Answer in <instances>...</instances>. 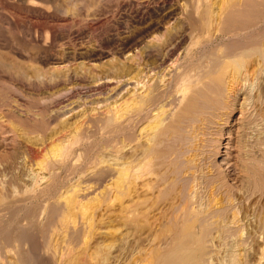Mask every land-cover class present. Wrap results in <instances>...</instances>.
<instances>
[{
  "label": "rangeland",
  "instance_id": "374dc122",
  "mask_svg": "<svg viewBox=\"0 0 264 264\" xmlns=\"http://www.w3.org/2000/svg\"><path fill=\"white\" fill-rule=\"evenodd\" d=\"M156 1L162 2L163 0H0V215H3V218L2 216L0 217V257L6 256L7 258L4 257L6 258V260L10 258V264H14V261L17 258V255H15L17 253H15L14 251L16 247L15 244H17L16 237L22 236L23 240L25 241L23 242L25 244H23V249L21 251L23 257L25 258L24 264H62V262L64 264H154L152 262L153 260L150 252L152 253L151 249H153V244H155V246L156 244L162 245L161 240H159V237L161 236L160 228L158 230L156 228H152V230L150 228L147 229L145 224V227L142 224V228L141 226H139V229L136 227V230L135 226L131 227L127 225L128 228L125 227L118 216V207L120 206V201L118 202V200L121 199V196L119 193L118 198L120 199L115 196V192H118L115 186L118 183L117 181L120 180L119 177L117 175L116 176L118 178L112 175H109V177L108 175H102L104 178L106 176V179L100 177V175L95 177L98 172L95 173V176H93L92 174H94V172L96 171L92 173V168L95 167V170H100V166H104L106 164L112 165L113 163H117L118 161H120L119 156L129 155V152L127 150L126 151L128 153L126 151L122 152L120 149L122 145L126 143V140L128 142V134L130 133L126 131L127 133L125 132V134H121V132L123 131L118 130L117 132V129L114 128L113 134V128L106 127L103 124L104 117L111 113H114L111 111L117 110V108H119V103L122 102L123 99H125V97H127L132 92L131 85H129L127 88L125 87L124 89H122L123 92L121 91L120 87L118 88V86H116L118 84L117 80H119L117 78V73L119 75L122 73V71L119 70V73L117 71L115 72L114 69L116 68L115 70H117L119 66L121 68L122 65L126 64V59L128 57H131L128 58L129 61L124 66V69L126 68L125 71H128L130 73L129 75H132L136 64L135 61L133 62V60L136 59V56L134 54L135 51L137 52L136 44L138 41L140 42V39L141 41H143L142 44H144V41H146L145 39H149L147 38L149 31L142 32V30L148 25L147 23H151V20L155 19V21H162L161 19L162 17L164 18V13L171 11L172 13L174 12L171 17H173L175 20L173 18H170L171 25H169H177L178 27L182 25L183 16L179 13V6L185 4L188 0H168L169 3H167L166 5V11H158L155 6ZM168 5L169 7H167ZM175 12L177 14H175ZM248 16L252 20H256L257 18L261 17L260 12L255 8L251 9ZM177 18L179 19L176 20ZM178 22L181 24L180 26ZM143 24L145 25V27ZM177 26L176 29H178ZM145 33L146 36H144ZM135 35L140 36L136 37ZM124 37L128 38L125 39ZM143 38L144 40H142ZM122 39L123 41L125 40V42H127H123ZM132 40H136L137 42H133ZM193 41H195V39ZM193 41L191 40L192 45L191 43L187 45L185 44L186 47L184 51L187 56L185 55L182 60H185L183 63L185 64V68L188 69L195 66V61L199 57L198 54L201 55L203 52L207 54L215 50L214 44L206 43L203 48L206 50L204 51L200 49V53H197L196 57L194 58L192 55L197 52L198 48L196 44V47L193 46ZM121 42H123L124 44ZM232 42L233 41L224 40V45L227 44V46H230ZM133 43L135 44L133 45ZM124 45L126 47H131L127 51L128 53H125V55L123 54L121 56L119 53H121V49L123 50V47H125ZM187 46H190V49ZM191 46L193 48H191ZM133 47H136L134 48L135 50L133 49ZM118 48L120 52L118 51ZM187 50H189V52ZM103 52L109 53V55L105 53L103 54ZM114 53H118L117 56L120 55L119 57H117V59L120 58L119 60H122L121 62L115 60L116 58H114V56L116 57V54L114 55ZM126 55L128 56L124 58V56ZM99 57H103V59H100ZM186 57L188 58L185 59ZM191 61H194V63H192ZM112 63L117 64L113 65ZM262 64L263 66L261 65L258 72L256 73L259 76H255V78L258 76V78H256L257 80H254V78L252 80L254 82L250 81L252 82V84H249L247 86L246 93L249 92L247 93L248 97H252V107L250 106V109L248 110L249 112L247 113V117L244 122L245 127L240 124L242 123V116L240 114V111H233L230 117V122L228 124H225L227 127H224V125H222L223 134L221 135V147H219V152L217 155L211 157L210 160L212 161H209V163L212 162L210 163V167L211 165H213L211 167L212 169L210 168L211 171L209 172L213 173L210 174L208 172L209 176H207L206 174L204 175L205 178L209 177L206 178L208 180L207 182L215 183L216 185L221 182V186L223 185L222 188L219 184V192L215 194L216 197H220L217 198V200H224L225 205L227 203V199H232V203L233 201L236 202H234L235 205H232L233 207L231 209H229V207L227 210L225 209L226 212H228L229 210L228 214L225 212V215L231 216V214L235 212V217L241 219V216H243L242 213H244L245 216L243 217H249L247 218L249 223L251 220L254 221H251L249 225L246 224L247 228H245L246 226L244 225L245 230L243 229L244 231L242 230L239 234L240 236H242L237 237L240 238V240L241 238L242 240L244 237L246 238H244L243 241L241 240L242 245H240V249L242 248L241 252L245 253H241V255L243 254L242 256L240 255L241 257L237 256L238 258L234 260V262L232 259L233 264H236L237 262L235 261H238L239 258H242L241 260H239V263H241V261L243 263L244 259H246V263L247 261L250 263H253L254 261V264L257 263L259 256L258 252L262 245V240H258L260 238L258 236H260V234L264 235V60ZM110 65L113 67L110 68ZM126 66L132 67L129 68ZM105 73L106 75L108 74V76L110 75V79L108 78V76L105 77ZM96 77L99 79V81H101L99 82L98 80H96ZM109 80H112L113 83H111L112 81L109 82ZM94 82L98 84L96 85ZM113 84L115 85V87ZM111 87L115 89H112ZM129 90L130 93H127L129 92ZM102 107L104 110H110V113L107 112V110L104 111ZM112 107L115 108L112 109ZM96 110L98 113L96 112ZM96 114L97 116L99 114V117H97ZM239 125H241L242 127ZM103 130L105 132L107 130V133H105ZM110 132L112 133V135ZM80 133L83 135L80 136ZM116 134L117 136H114ZM126 134L127 136H125ZM118 135L120 138L118 137ZM78 136L81 137L80 141L84 142H76ZM122 139L126 140L124 141ZM121 140L122 142L124 141L123 144ZM188 140L190 141L188 142ZM192 140L191 138L188 139L187 137L182 141V148L184 147V150H181V158H178V160L181 159L179 161L180 163H178L180 164V167H184V170L186 167V170L184 171L182 169V172L189 171V166H191L192 164L197 165V167L192 165L194 168L191 167L190 172H188L192 173L196 171L194 172L195 174H191L194 175V177L190 176L189 174L192 179L194 178L193 180H189L190 177L188 175L187 176L189 177V179L186 175H183L184 177L182 176V180L180 179L181 182L183 181V183L181 184L180 182V184L183 185L182 187H184V193L185 191H187V188L190 187L189 184L191 182L189 183V181H192L193 185L197 182V179H202L201 183L205 179L202 178L201 175H198V159L201 158L202 154L199 147H196V141L194 139ZM186 143L191 144L189 145ZM118 144L120 145L118 146ZM193 145H196L195 149ZM189 147H193L194 150L192 148L188 149ZM197 149L200 153L197 151ZM119 150L121 151V153H118ZM63 151L64 153L66 151L65 156L67 158L60 157ZM194 151L195 154H198L197 157L196 155H194ZM69 153H71V155H69ZM199 154L201 156H199ZM187 155H190V158L194 156V160L190 161ZM68 158L69 160H67ZM98 158L102 161H100ZM60 159L66 160L60 161ZM196 159L198 160L196 161L197 163L194 162ZM109 160L112 162L110 163ZM201 160L204 161L202 158ZM201 160L200 163L202 162ZM66 161L69 162V165L66 164ZM70 161H72L73 164ZM186 161H188L189 164ZM57 162H60V164H58ZM64 164H66V166ZM202 164H204V162H202ZM202 164L200 166H202ZM180 175L182 174H179V176ZM99 177L103 180H99ZM69 179L72 180L70 181ZM89 179L91 181H89ZM205 180L204 182H206ZM108 181L110 182L108 183ZM84 184H86V186ZM90 185V190L92 191L89 190V195L85 193L81 197L77 198L79 199V201L77 202L81 203V205L79 204L78 206V203L75 205L76 201L74 202V200L73 203L71 202V198H74L73 196L77 193L78 190H80L84 186L88 187ZM95 185H97L99 188L97 186L95 187ZM201 185L203 187L204 183H202ZM65 186L67 190L69 188L71 189L72 187L76 188V193L75 191L72 192V190L65 191ZM120 187L121 185L118 186V188ZM192 187L193 186L190 187V190L192 189ZM33 188L35 189L34 191ZM217 188L219 187L217 186ZM31 189L34 193L31 191ZM206 189L208 190V188H205L202 191L204 194L206 193L205 195L208 194ZM121 190L122 189L120 188L119 191ZM110 191L112 193H109ZM61 192H63L64 194ZM66 192H68L67 195ZM189 192L190 191L188 190L187 193H185L187 198L189 197V201L187 200V198H185V200L190 204V201L191 203H193V201H195L194 199L196 198H191L188 195ZM202 192L201 194H203ZM96 193L98 194L96 195ZM71 194L73 195L72 197ZM57 195H60V198ZM68 195L69 198H71L66 203L65 199L67 200ZM123 196L124 195L122 194V198ZM203 200L205 201V199ZM21 201L23 204L21 203ZM213 202L214 201H212V203ZM40 203H44L43 207ZM53 203H61L60 205H62V208H68V206L66 207L67 204H73V208L79 207V209L76 208L74 210L71 208L75 212V214H73L74 216H72L70 214H66V212L71 213L70 207H72V205H70L68 209H62L60 207L61 210H64L62 211L63 214L70 216L66 218L67 216L65 217V215H61L63 216L61 217L59 216L61 214L60 208H57V212L55 209L56 205H53ZM82 203H84L85 207L82 206ZM7 205L8 207L5 208V206ZM60 205L58 204L57 207H59ZM210 207L208 211H211V209H213ZM41 209L43 210V212L41 211ZM48 209L50 210L48 211ZM79 210H81L82 212L85 211V217L84 214H82V212H80ZM115 210L117 211L116 213L114 212ZM53 211H55V213L57 212L56 215ZM230 211L233 212L230 213ZM76 212L78 215L76 214ZM201 213H203V215H200ZM201 213L197 215L199 220H201L205 214V212L203 211ZM115 214L118 216V218ZM36 215L41 216L37 217ZM34 216L36 217V219L34 218ZM100 216H102L103 219ZM64 217L66 219H64ZM71 217H76L72 219L74 220V222H77L76 225H79L80 229H78V226L76 227L75 224H69L72 221ZM87 218L90 220H88ZM114 218L116 220H114ZM84 219L86 222L84 221ZM41 220L43 222H41ZM65 220L67 221L65 222ZM110 220L112 221V223H110ZM117 221L121 222V224L117 223ZM18 222L20 224H18L19 227L15 224ZM74 222L72 221V223ZM66 223L69 225L67 226L68 228L65 226ZM88 223H90L91 225H89ZM211 223H208L209 225L206 227H210L206 228V231H203V233L206 235V237L204 235V238L206 239H209L207 234L212 233L215 229V224ZM84 224L86 225V227ZM260 224L262 225V227L260 226ZM82 227L87 233L85 231H82ZM98 227L101 229H99ZM72 228H77V230L75 231ZM69 229H72L71 232H69ZM73 230L74 232H77L78 236L73 232ZM154 230H156V232L158 231L159 234L158 232V235L155 234ZM247 230L250 231L248 232ZM45 231H51L49 232L50 235ZM66 231L68 233H66ZM89 231H91L92 233ZM235 231L238 235V230ZM100 232L102 233L100 234ZM164 232L163 236H165ZM55 233L58 236H56ZM51 234L56 240L51 238ZM64 235H66L67 237H65ZM154 235H156V238L158 237V239H154ZM44 236L45 238H47L45 239ZM48 236H50L49 238H51L48 241L51 242L50 244L52 246L49 248L46 246V240L49 239ZM138 236H141V238H139ZM247 236L250 238H248ZM161 238L162 236L160 237V239ZM52 239L54 242L51 241ZM154 240L160 241V244L157 241V243L154 242ZM70 242L73 243L71 244ZM44 244L46 247L44 246ZM67 244H70L69 247L67 246ZM5 245L7 246V249ZM151 245L152 247L150 248ZM43 246L45 247L44 249L41 248ZM53 246L54 249L56 248L57 252H55V250H52ZM66 247L69 249H67ZM50 248L51 250H49ZM8 250H10V253L8 252ZM44 250L45 253H43ZM248 250L250 251V253ZM1 251L5 252H3L2 254ZM46 251L48 252V254L50 252L51 255L49 254V256L48 254H46ZM51 252H53L54 254ZM5 253L8 255H6ZM88 253L90 254L88 255ZM9 254L12 255L8 257ZM13 254L15 257L11 258ZM248 255L250 256V259ZM55 256H57V258H59L61 262L58 261ZM51 257L55 258L52 259ZM2 259L0 258L1 262L3 261ZM55 261L57 263H55ZM263 261L264 259L260 262V264H264ZM230 262L231 260L227 264H232Z\"/></svg>",
  "mask_w": 264,
  "mask_h": 264
},
{
  "label": "bare ground",
  "instance_id": "6f19581e",
  "mask_svg": "<svg viewBox=\"0 0 264 264\" xmlns=\"http://www.w3.org/2000/svg\"><path fill=\"white\" fill-rule=\"evenodd\" d=\"M167 3H169L168 0H163L162 2L156 1L155 6L158 9V11H160V10L163 11V10L167 9L166 8ZM181 4H178V5H181ZM167 7H169V5ZM175 7H176V5H175ZM179 7H180L179 13L183 16V17L181 16L183 18L182 25L178 22L179 26L181 25L180 27H178L177 25L170 26L171 25L170 24L171 23L170 18L172 19L173 17H171V16L174 14V12L172 13L170 10H169L170 12L164 13V15H163L164 18L161 16L162 19L161 18L160 19L162 21H155V19L151 20V23H147L148 25L146 27L143 24L145 28L142 30V32H144V31L148 32L149 31L148 32L149 34L147 35V38H149V39H145L146 41H144V44H142L143 41H141L140 38H139L140 42L139 41L137 42L135 40L137 42V44H136L137 46L135 45L137 47V52L136 51L134 52L136 59L133 60V62L135 61L136 64L132 63V64H135L134 72L132 73V75H129L130 73L128 71H125L126 68L124 69V66L129 61L128 58H131V57H128L126 59L127 60V62H125L126 64H124V62H123L124 65H122L121 68H120V66H119V68H117V70H115L116 68L115 69L113 68L115 72L117 71L120 73L119 70L122 71V73L119 75L117 73V76H118L117 78L119 80H117L118 84L116 83L117 84L116 86H118V88L120 87V89L122 91V89H124L125 87L127 88L129 85H131L132 86V92L130 93V90H129V92H127V93H130L128 96L126 93L127 97H125V99L122 98L123 101L120 100L122 102L119 103V105H118L119 108H117V110H115V111H113V110L111 111L114 113L109 114L110 110L105 109V110H107V112H109L108 113L109 115L104 117V119H103L104 123L103 124L106 127L113 128V131H112L113 134H114V128L117 129V132H118V130L123 131V132H121V134H123V133L125 134L126 131L130 133V134H128L129 135L128 136V142L125 139L126 143L124 145H122V147L120 149L122 152H125L127 150L129 152V155L128 156L127 155L122 156L121 154H119V155H121V156H119L120 161H118L117 163L115 162L116 164L113 163L112 165H110V164L108 165L105 163L106 165L100 166L101 169L100 170L97 169L98 171L95 170V167L92 168V173L94 171H96L92 175L95 176V173L98 172L95 177H97L98 175H100V177H103L102 175H108V177H109V175H112V176L117 175L119 177L120 180L117 179V180H119V181H117L118 182L117 185L118 184L121 185L120 188L122 190L119 191V189H120V188H118L119 185L115 186L116 190H118V192H115L116 193L115 196L117 198H118L119 194L121 196V199L118 198V199H120V200H118V202L120 201V206L118 207L119 210L117 209L119 211V215H118V213H117V215L119 216V218L121 219V221L125 225V227H127V225H129L131 227L135 226V230H136V227L139 229V226H141V228H142V224L143 225L145 224L147 229L150 228L152 230V228H156L158 230L160 228L161 232L165 231L164 232L165 236H163V232H162V234L160 232V235L162 236L161 239H160L161 236L159 235L160 236L159 240H161L162 245L156 244V246H155V244H153V249H151L152 253L150 252V254H151V257L153 260L152 262L154 264H227L230 260H231L230 263H232V259L234 262V260H236L241 255V253H245V252H241L242 248L240 249V247H241L240 245H242L241 244L242 238L240 240V238H237V237L242 236V235L240 236L239 234L244 229V225L245 226H246V224L249 225L251 223V221H253V220H251L249 223L248 219H247L249 217H246V218L243 217V216H245L244 213H242L243 216H241V219H238L237 217H235L236 214H234L235 213V212H233L234 210L232 211L233 214H231V216L225 215V212H226L225 209L227 210L228 207H229V209H231L233 207L232 205H235L234 204L235 201H233V203H232V199H227V203L225 205L224 200L223 201L217 200V198H220V197H216L215 194L219 192L221 182L219 181L220 183H218L217 185L215 183L207 182L208 180L206 178H209V177L205 178L204 175L206 174L207 176H209L208 172L211 171V169H212L211 167L213 166V165H211V167H210V163H212V162L209 163V161H212V160H210L211 157H213L214 155H217L219 152L218 151L219 147H221L220 146L221 145L220 140L222 138L221 135L223 134L222 133L223 132L222 125H224V127H225L226 126L225 124H228L230 122V117H231V114L233 113V111H235V110L240 111V114L242 116L241 117L242 123H240V124L243 127H245L244 122L246 120L247 113L249 112L248 110L250 109V106L252 105L251 104V102H252L251 98L252 97L249 98L247 95V93H249V92L246 93L247 86L249 84H252V82H254L252 80L255 78L256 75H258L256 73L258 72L259 67L261 65L263 66L262 63L264 60V0H188L185 4H183ZM253 8L258 10L260 12V16H261L260 18H257L256 20H252L248 16L251 9H253ZM178 11H179V9H178ZM175 14H177V13L175 12ZM178 19L179 18H177L176 20H178ZM176 26L178 27V29H176ZM139 28H140V26H139ZM131 32H129V33H131ZM134 32H138V31H134ZM139 36H136V37H139ZM144 36H146V33ZM144 36H142V37H144ZM127 38L128 37H126L125 39H127ZM194 39H195V41H193ZM142 40H144V38ZM191 40L194 43L193 46H195V44H196L197 48H198L197 52H195V53L193 52L194 55H192V56L194 58L196 57L197 53H200V49H202L204 51L206 50V49H203L206 43L214 44L215 50L211 51L210 53H207V54L204 52L201 55L198 54L199 57L195 61V66L188 69V68H185V64L183 63L185 60L184 61H182V60H183V57H185V55H186L185 51H184L185 47L187 44L191 43ZM224 40L225 41L226 40L233 41V42L231 43L230 46H227V44L224 45L225 44ZM122 41H123V39H122ZM135 41H133V42H135ZM123 42H125V40ZM123 42H121V43H123ZM131 43H127V44H131ZM134 44L135 43H133V45ZM118 45H119V43H118ZM191 45H192V43H191ZM130 47L131 46L123 47V50L121 49V53H119V54L121 56L123 54L125 55V53H128L127 51L129 50ZM136 47H133V49ZM187 47H189V49H190V46H187ZM191 48H193V47L191 46ZM118 51H119V48H118ZM187 51L189 52V50H187ZM194 51H196V50H194ZM112 52H115V51H112ZM104 53L105 52H103V54ZM105 54L109 55V53H105ZM115 54H116V57L114 56ZM117 54L118 53H114L113 56H114V58H116L115 60L120 61L119 60L120 58L117 59V57H119L120 55L117 56ZM113 56H111V57H113ZM127 56L128 55L124 56V58ZM114 58H112V59H114ZM187 58L188 57H186L185 59H187ZM194 58H192V59H194ZM100 59H103V57ZM192 59H189V60H192ZM111 62H113V61H111ZM191 62L194 63V61H191ZM112 64L114 65L117 63H112ZM129 66H126V67H129ZM112 67L113 66L110 65V68H112ZM131 67H129V68H131ZM186 67H187V63H186ZM113 69H111V70H113ZM261 69H263V68H261ZM129 71H131V70H129ZM106 76H108V74L106 75V73H105V77ZM109 76H108V78H109ZM258 76L256 78H258ZM103 77H104V75H103ZM115 78H116V75H115ZM256 78L254 80H257ZM96 80L99 81L98 78ZM110 81H112V80H109V82ZM250 81H252V82H250ZM103 83H104V81H103ZM111 83H113V81ZM90 87H92V86H90ZM114 87H115V85H114ZM102 88H103V86H102ZM112 89H115V88H112ZM120 89H118V90H120ZM126 90H128V89H126ZM119 94H121V93H119ZM242 95H243V97H242ZM112 96H114V95H112ZM114 108L115 107H112V109H114ZM102 109H103V107H102ZM101 110H100V113H101ZM96 112H97V110H96ZM64 114H65V112H64ZM96 116H97V114H96ZM97 117H99V114ZM241 125H239V126H241ZM239 126H238V128H239ZM228 130H230V129H228ZM108 131H109V129H108ZM80 132H82V131H80ZM105 133H107V130ZM83 134H84V132H83ZM83 134L80 133V136H82ZM108 134H109V132H108ZM111 135H112V133H111ZM80 136L77 137L76 142L80 141V138H81ZM114 136H117V134ZM125 136H127V134ZM246 136H249V135H246ZM118 137H119V135H118ZM122 137H124V136H122ZM187 137H188V139L191 138V140L194 139L196 141V145H197V146L196 145L195 146L197 148L199 147V149L201 150L200 152H201L202 156L200 154H199V156H201V158L204 161H202L201 158L198 159L199 160V162H198V165H199L198 168L199 169L197 170V172L199 171L198 175H201L202 178L206 179V180L204 179L206 182H204V180L202 182V183H204V186H203L204 188L201 185L202 179H197L200 176L196 178L197 182L195 181L196 183L194 182L195 184H193V185H192V181H189V183L191 182L189 184L190 187L193 186L191 190H190V187L187 188L185 186L187 188V191L188 190L190 191L188 193V195L191 198L192 197L196 198V199H194L195 201H193V203H191V201H190V204L188 203L189 197L187 198V196L185 195V193H187V191H185V193H184V189H183L184 187H182L183 185H181L183 183V181L181 182L180 179L183 178L185 175L189 176V174H190V176L194 177V175H191V174H195L194 172H196V171L193 170L194 172H192V173H188V172H190L191 167H193V166L197 167V165L192 164L193 166L191 165V166H189L190 168L188 167L189 171L184 172L186 170V167L184 170V167L182 168V167H180V164H178V163H180L179 161L181 160V159L178 160V158H181L180 157V154L182 152L181 150L182 149L184 150V147L182 148V143H183L182 141L185 140ZM114 139H115V137H114ZM122 140H124V139H122ZM122 140H121V142H122ZM74 141H75V139H74ZM124 141L122 142V144L124 143ZM189 141L190 140H188V142ZM80 142L82 143L84 141H80ZM117 142H116V144H117ZM186 144H189V143H186ZM119 145L120 144H118V146ZM195 146H194V149H195ZM190 148L193 149V147H189L188 149H190ZM66 151H65V153H64V151L61 153V155H60L61 158L66 157L65 156ZM119 151H118V153H121V151L120 152ZM197 151H198V149H197ZM127 153H124V154H127ZM193 153L197 157L198 154H195V151ZM69 155H71V153H69ZM187 157H189L190 161L194 160L193 159L194 156L190 158V155H187ZM73 159H74V157H73ZM115 159H116V157H115ZM61 160H63V159H60V161ZM65 160H63V161H65ZM67 160H69V158ZM99 160L102 161L101 159H99ZM198 160L196 159L194 162L197 163L196 161H198ZM200 160L202 162H204V164H202V162L200 163ZM70 162L72 163V161H70ZM111 162L112 161H110V163ZM186 162H188V161H186ZM68 163L69 162H67L66 164H68ZM55 164H56V162H55ZM58 164H60V162ZM62 164H63V162H62ZM66 164H64V165L66 166ZM188 164H189V162H188ZM201 164H202V166H200ZM179 167H180V169H179ZM182 169L184 170L183 172H182ZM186 173H188V174H186ZM211 173H213V172H211ZM233 173H234V171H233ZM179 174H182V175L179 176ZM232 175H234V174H232ZM188 176H187V178L189 179L190 176L189 177ZM100 177L98 178L99 180L102 179V178L100 179ZM68 178H69V176H68ZM106 178L107 177L105 176L104 179H106ZM193 179L190 177L189 180H193ZM198 180H199V182H198ZM89 181H91V180L89 179ZM101 182H103V181H101ZM109 182L110 181H108V183ZM180 182H181V184H180ZM37 184H39V183H37ZM187 184H188V182H187ZM219 184H220V186H219ZM84 185L86 186V184H84ZM106 185H107V183H106ZM189 185H187V186H189ZM66 186H65V191H68V190L71 191L72 190V192H74L76 190V188H73V187L71 189L69 188L67 190ZM85 186L84 187L82 186L83 188L78 190L77 193L75 191L76 194L74 196L71 194V197L73 196L75 198V199L74 198L72 199L70 197L72 200L71 202L73 203V200H74V202L76 201L75 205L78 203L77 201H79V199H77L78 197H81L85 193H87L89 195L88 192L90 190L91 185L88 186L89 189H88V187H85ZM96 186L97 185H95V187ZM217 186L219 188H217ZM33 187H34V185H33ZM102 188H107V187H102ZM102 188H100V189H102ZM205 188H208V190L206 189L207 193H208L207 195H205L206 193L204 194L202 192ZM61 189H62V187H61ZM34 190L35 189L33 188V191ZM200 190L204 194V196H203V194H201ZM221 190H220V192H221ZM229 190H230V188H229ZM31 191H32V189H31ZM90 191H92V190H90ZM39 192H38V194H39ZM227 192H229V191H227ZM61 193H63V192H61ZM109 193H112V192L110 191ZM67 194H68V192H66V195ZM97 194L98 193H96V195ZM122 194L124 195L123 198H122ZM66 195H64V196H66ZM93 195H94V193H93ZM230 196H231V194H230ZM94 197H95V195H94ZM70 198L68 195L67 200L65 199V202L67 203L68 200H70ZM185 198H187L188 201H186ZM203 199H205V201ZM63 201H64V199H63ZM212 201H214V202L212 203ZM44 202H45V200H44ZM21 203H22V201H21ZM55 203H53V205ZM40 204H42V207H43L44 203H40ZM58 204L60 205L61 203H58ZM58 204H55L56 205L55 209L57 212H58L57 208H60L62 206V205H60L59 207H57ZM79 204L81 205V203H78V206H79ZM82 204H83L82 206H84V203H82ZM251 204H253V203H251ZM70 205H72V207H70ZM67 206H68V208L70 207V209L71 208L74 210L76 208L79 209V207L73 208L74 207L73 204H67L66 207ZM210 206H214V207H210ZM236 206H237V204H236ZM7 207H8V205L5 206V208H7ZM46 207H47V205H46ZM209 207L213 208V209H211V211H208ZM238 207H239V205H238ZM61 208H60V210H61ZM68 208L64 207L62 209H68ZM72 209H71L72 214L69 212L70 210L68 211L69 213H67L66 212L67 210H66L65 211L66 214H70V215L74 216L73 214H75V212ZM49 210L50 209H48V211ZM41 211L43 212L42 209H41ZM62 211H64V210L60 211L61 214L59 213L60 214L59 216L65 215V217H66L67 215L63 214ZM79 211L82 212L81 210H79ZM202 211L205 212V214H204V217L201 220H199L197 215L199 213H201ZM50 212H52V211H50ZM53 212L55 213V211H53ZM84 212L85 211H83L82 214H84ZM114 212L116 213L117 211L115 210ZM228 212H229V210H228ZM228 212H226V213L228 214ZM232 212L230 211V213H232ZM47 213H49V212H47ZM54 213H53V215H54ZM56 213H55V215H56ZM252 213H253V210H252ZM76 214H77V212H76ZM200 215H203V213H201ZM237 215H239V214H237ZM1 216L3 218V215H0V217ZM40 216H37V217H40ZM118 216H117V218H118ZM61 217H63V216H61ZM65 217H64V219H66L70 216H67L66 218ZM84 217H85V214H84ZM92 217H93V215H92ZM100 217H102V216H100ZM34 218L36 219L35 216H34ZM72 218L73 217H71V219ZM74 218H76V217H74ZM115 218H114V220H116ZM73 219H72V221L74 222ZM102 219H103V217H102ZM67 220H65V222ZM80 220H82V219H80ZM88 220H90V219H88ZM72 221L69 224H71V225L77 224V222L72 223ZM84 221H85V219H84ZM96 221H98V220H96ZM118 221H120V220H118ZM118 221H117V223L121 224V222H118ZM261 221H262V219H261ZM41 222H43V221L41 220ZM69 222H70V220H69ZM110 223H112V221ZM208 223L215 224V229L212 233L207 234L209 239H206V238H204L205 234L203 233V231H206V228L210 227V226L206 227L209 225ZM255 223H257V222H255ZM15 224L18 225L19 222L15 223ZM88 224L91 225L90 223H88ZM19 225H18V227H19ZM145 225H144V227H145ZM65 226L67 227L69 225L66 223ZM77 226H78V229H80L79 225H76V227ZM112 226H114V225H112ZM260 226L262 227L261 224H260ZM60 227H63V226H60ZM85 227H86V225H85ZM234 227H235V229H234ZM87 228H89V227H87ZM127 228H126V230H127ZM213 228H214V226H213ZM245 228H247V226ZM61 229H63V228H61ZM72 229H74L75 231L77 230V228H72ZM72 229H69V232H71ZM81 229H82V231H85L83 229V227ZM91 229H92V226H91ZM99 229H101V228H99ZM74 230H73V232H74ZM143 230H144V228H143ZM235 230H238V235H237ZM53 231H54V228H53ZM57 231H59V230H57ZM45 232H48V231H45ZM49 232H51V231H49ZM89 232H91V231H89ZM134 232H136V231H134ZM157 232H156V230H154L155 234H157ZM2 233H3V231H2ZM66 233H68V232L66 231ZM74 233H76V235L78 236L77 232H74ZM79 233H82V232H79ZM101 233L102 232H100V234ZM158 234H159V232H158ZM49 235H50V233H49ZM66 235H64V236L67 237ZM93 235H94V233H93ZM142 235H144V234H142ZM56 236H58V235L56 234ZM56 236H55V238H56ZM86 236H87V234H86ZM133 236H135V235H133ZM154 236H155L154 239H158V237L156 238V235H154ZM22 237H16L17 238V240H16L17 244H15L16 247H15L14 251H15V253H17V254H15V255H17L16 256L17 258H16V260L14 258V260H15L14 264H24V261H25L24 260L25 258L23 257V254L21 252L23 249V244H25V243H23L25 241L23 240ZM49 237L50 236H48V238ZM205 237H206V235H205ZM258 237H260L258 240H260V239L262 240V243H261L262 245H261V248L258 252V254H259L258 262L255 260L257 262L255 264H260V262L264 259V235L260 234V236H258ZM1 238H3V237H1ZM44 238H45V236H44ZM51 238H53L52 234H51ZM51 238L46 240L47 241L46 246L48 248L52 247L50 244L51 242L48 241ZM80 238H78V239H80ZM139 238H141V236ZM244 238H243V240H244ZM248 238H250V237H248ZM53 239L51 241H53ZM66 239H68V238H66ZM54 240H56V239H54ZM62 240H63V237H62ZM64 240H65V238H64ZM151 240H152V238H151ZM61 241H59V242H61ZM68 241H70V240H68ZM156 241L154 240V242H156ZM157 242L159 243L160 241H157ZM82 243H84V242H82ZM45 244H44V246H45ZM69 245L67 244L68 247H69ZM44 246L41 248L44 249L46 247V246L45 247ZM54 246H53L52 250H55V252H57L56 248L54 249ZM63 246H65V245H63ZM5 247L7 249L6 245H5ZM151 247H152V245L150 246V248ZM252 247H254V246H252ZM243 248H245V247H243ZM67 249H69V248H67ZM10 250H8V252ZM45 250L43 253H45ZM49 250H51V248ZM3 252H5V251H3ZM3 252H2V254H3ZM41 252H42V250H41ZM53 252H51V253H53ZM65 252H67V251H65ZM249 253H250V251H249ZM46 254H48V252ZM49 254H50V252H49ZM89 254L90 253H88V255ZM6 255H8V254H6ZM10 255H12V254H9L8 257H10ZM57 256H58V253H57ZM57 256H55V257L57 258ZM4 257H6V256L0 257L1 259L3 258L2 259L3 261L2 262L0 261V264H10V262H11V261H9L10 258H8V260H6L7 257L6 258H4ZM13 257H15L14 254H13V256H11V258H13ZM59 257H61V256H59ZM54 258H52V259H54ZM4 259H5V261H4ZM57 259H58V261L61 262V260L59 258H57ZM57 259H56V261H57ZM241 259L239 258V260H241ZM249 259H250V256H249ZM239 260L235 261V262H237L236 264L239 263ZM245 260L246 259H244V261ZM56 261H55V263H57ZM244 261H243V263L241 261V263H239V264H249L250 263L248 261H247V263H246V261L245 262ZM62 264H64V263L62 262ZM250 264H254V261H253V263L251 262Z\"/></svg>",
  "mask_w": 264,
  "mask_h": 264
}]
</instances>
